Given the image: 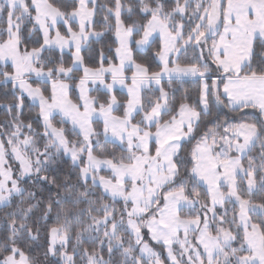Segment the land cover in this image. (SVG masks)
<instances>
[{
  "label": "snow or ice",
  "instance_id": "6c2138e0",
  "mask_svg": "<svg viewBox=\"0 0 264 264\" xmlns=\"http://www.w3.org/2000/svg\"><path fill=\"white\" fill-rule=\"evenodd\" d=\"M0 24V84L11 85L0 105V264H41L30 246L52 215L44 257L63 264H164L145 230L170 264H264V120L229 117H264V0H0ZM25 32L42 43L29 48ZM105 33L116 62L105 66L100 50L99 65L85 66L82 45ZM185 78L197 98L176 107L171 85ZM25 97L35 120L22 119ZM62 156L74 176L53 175Z\"/></svg>",
  "mask_w": 264,
  "mask_h": 264
},
{
  "label": "trees",
  "instance_id": "16d2710c",
  "mask_svg": "<svg viewBox=\"0 0 264 264\" xmlns=\"http://www.w3.org/2000/svg\"><path fill=\"white\" fill-rule=\"evenodd\" d=\"M49 2H53L56 3L58 5L61 6H68L71 4L72 0H49ZM109 3V5L111 4V0H97V4H104V3ZM169 2H171V0H169ZM70 10V8H69ZM102 16L99 14V11L97 13L96 16H94V21H93V26L95 28L96 31H103V27H102ZM73 25V29L76 30L77 26L76 24L72 23ZM0 27H3L2 24H0ZM25 28H27V25H25ZM62 34L64 33V31L60 28ZM114 40L115 37L113 34L111 33H105V35L99 39L98 41H91L82 51H81V55L84 58V63L85 66H89V67H95L98 66L100 63V56H99V52L100 50H104V55L106 57H108L107 60L104 61V65L107 66L108 62L111 61L113 63H115V59L109 54L108 52V48L109 46H114ZM25 44L26 46H28L29 48L31 47H35L38 46L39 43H42V38L40 34H32V33H28L25 32ZM133 56L134 58L137 60V62H146L151 68L152 70H158L156 65L158 64V61H155L152 56L151 53L149 51H145L144 53H139L135 50V48L133 49ZM71 55L70 54H65L64 55V61L66 63V65L70 66L71 63ZM186 60H190L191 59V54H189L188 57L185 58ZM127 75H129V72H126ZM165 86V89L168 90V85L166 84V82H162ZM10 90H11V85H3L0 84V105H4L7 103L11 102V96H10ZM199 91V85L195 82V80L192 81H175L172 85H171V92L170 95H174L175 100L173 101V104L178 107V104L180 102H182L184 100V97H187V100L185 102L188 103H194L196 101L197 98V94ZM71 95L73 97H75L77 95V91L76 89H73L71 92ZM116 97L118 100L121 101L122 104L126 103V97L121 94V93H115ZM38 107L34 104H32L31 102H29L27 100V98H25V102H24V108H23V113H22V119H24L25 121H29V120H35L37 113H38ZM216 109H214V113H215ZM116 115H120L121 112L117 111L115 113ZM229 117L231 119L237 120V121H244V122H251V123H257L259 124L262 120H264L261 116V114L259 113L258 110H254V109H246L244 112H240V113H231L229 114ZM9 117L5 112V109L0 106V122L6 121L8 120ZM59 119L56 118L53 123L56 124L57 126H63L65 127L66 133H68V131L71 129V127L69 125H60L58 123ZM36 125H34L35 127ZM94 128L97 129H101V125L98 123H95L93 125ZM69 138L72 139V135L69 133ZM108 148L111 149L112 145H108ZM14 164V163H13ZM53 175L58 176V177H65L68 175H75V170L72 168V162L69 158L62 156L59 159V163L55 166V171L53 172ZM54 194V193H53ZM38 195L42 196V197H47L49 195V191H48V187L46 186H39L38 187ZM254 199H259L258 196H254ZM225 207H227L229 209V213L231 214L233 208L237 207L232 205V204H226ZM0 215H3L2 212H0ZM39 213H37V217H38ZM41 227H40V240L38 241V243L33 244L30 246V251L31 253H33L35 255L36 258H38L41 261V264H55V262H59V264H63L59 258V256L53 258L51 256H49L47 259H45L44 257V252L46 250L45 246L47 244L48 241V234L50 232V229L52 227H56L57 223H56V219L55 216L52 215L47 221H40ZM147 243H149L150 245H152V243L150 242L149 239H146ZM153 246V245H152ZM85 247H89L88 244H85ZM154 247L156 248V250H158L160 256L162 259H164L165 264L166 263V259L164 257V251L163 248L159 245H154ZM177 247H174V249ZM69 254H71V244L69 245ZM105 258L107 259V255L105 254ZM77 264H79V261L77 262Z\"/></svg>",
  "mask_w": 264,
  "mask_h": 264
},
{
  "label": "crops",
  "instance_id": "0c3cea01",
  "mask_svg": "<svg viewBox=\"0 0 264 264\" xmlns=\"http://www.w3.org/2000/svg\"><path fill=\"white\" fill-rule=\"evenodd\" d=\"M93 21H94V18H93ZM72 23H74V24H76V26L78 27V22H76V21H73ZM58 27H60L63 31H65V29H64V27L62 26V25H58ZM41 35V38H42V34H40ZM91 41H94L92 38H89V40L88 41H86L83 45H82V50L91 42ZM135 50L137 51V52H139V53H144L146 50H144V51H141L140 49H137V48H135ZM65 54H70L71 55V53H69L67 50L65 51ZM71 58H72V55H71ZM126 72H129L130 74L129 75H127L126 74ZM81 75H82V71H81V73H80ZM132 74V70H130V69H126L125 70V75H127V76H130ZM192 80H194V79H189V78H185V80H183V81H192ZM162 82H164V81H162ZM153 87H155L154 85H153ZM76 91H77V94H78V90L76 89ZM115 93H121V94H123L126 98H127V89H125V88H121V87H117L116 89H115ZM25 98H27V97H25ZM27 100L29 101V102H31L32 104H34L29 98H27ZM34 105H36V104H34ZM56 118H58V119H60V117L59 116H57ZM263 119H264V117H262ZM96 123H98V124H100L101 125V127H102V121H97ZM95 124V123H94ZM67 125H69L70 127H71V124L70 123H68ZM237 207V206H236ZM237 210H238V207H237Z\"/></svg>",
  "mask_w": 264,
  "mask_h": 264
},
{
  "label": "rangeland",
  "instance_id": "374dc122",
  "mask_svg": "<svg viewBox=\"0 0 264 264\" xmlns=\"http://www.w3.org/2000/svg\"><path fill=\"white\" fill-rule=\"evenodd\" d=\"M30 100H31V99H30ZM34 104H35V103H34ZM36 106H37V105H36ZM65 157H67V156H65ZM67 158H69V157H67ZM15 167H16V164L14 163V164H13V170H14V172H15ZM142 234L144 235V240H145V242H147L146 239H149L150 242H151L152 245H153V246H152V245L149 244V246L152 247L154 251H156L157 253H159L158 250H156V248L154 247V245H159V244H156L154 241L151 240L150 235L146 234V230H145V233H142ZM159 246H161V245H159ZM57 247H59V245H57ZM174 247H178V246H177V245H173V248H174ZM163 251H164V257L166 258V257H167V251H166L165 248H163ZM59 258H60L61 262L63 263L62 257L59 256ZM145 261L147 262V264H152L151 260H149V258L147 257V255H145ZM166 263H167V264H170V262H169L167 259H166ZM164 264H165V262H164Z\"/></svg>",
  "mask_w": 264,
  "mask_h": 264
}]
</instances>
